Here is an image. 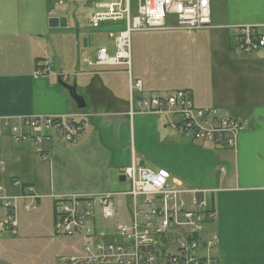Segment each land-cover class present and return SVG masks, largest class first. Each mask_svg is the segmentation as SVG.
Instances as JSON below:
<instances>
[{
    "label": "crops",
    "instance_id": "crops-1",
    "mask_svg": "<svg viewBox=\"0 0 264 264\" xmlns=\"http://www.w3.org/2000/svg\"><path fill=\"white\" fill-rule=\"evenodd\" d=\"M210 3L211 25L205 30L180 32L174 29V22L146 40L155 42V53L148 44L142 46L155 74L156 58L164 57L167 69L190 76L185 78L187 82L199 71L198 86H156L149 78L153 70H142L145 63H137L135 73L133 58L131 75L142 81L145 95L167 96L164 94L185 89L199 107L221 112V108L230 107L238 116L235 118L250 124L239 135L235 149L195 142L181 132L177 135L157 115L130 117L125 67H88L78 51L71 69L68 61L62 60L58 70V54L50 50L52 38L47 37L49 20L57 17H51L47 0H0V118L76 116L85 126L79 142L48 147L50 162L41 160L34 145H15L9 136L0 137V157L5 163L1 179L8 193L17 192L11 180L20 179L40 196L30 211H25L24 205L33 201L20 200L17 236L0 232V264H57L62 243L55 234L54 196L121 193L119 178L133 153L141 166L166 170L182 185L213 191L208 200L217 218L206 237H216V243L209 256L221 264H264V86L257 88L253 79L259 72L264 78V48L249 55L236 52L237 27H257L264 35V0ZM100 5L98 12L102 11ZM80 37L78 32V49ZM198 38L201 46H196ZM83 39L85 47L92 46L91 36ZM46 62L51 75L37 77L38 67ZM52 76L76 84L87 107L79 110ZM115 79L119 81L116 84ZM5 214L0 202V222ZM31 236H44L47 241L37 242Z\"/></svg>",
    "mask_w": 264,
    "mask_h": 264
},
{
    "label": "built area",
    "instance_id": "built-area-1",
    "mask_svg": "<svg viewBox=\"0 0 264 264\" xmlns=\"http://www.w3.org/2000/svg\"><path fill=\"white\" fill-rule=\"evenodd\" d=\"M101 12L91 19L93 28L105 23L124 22L116 35L115 52L103 47L88 67H125L129 74V116L165 115L173 119L170 127L189 135L194 141L215 148L235 149L239 135L248 130L246 119L225 116L215 108H197L188 90L167 96L145 95L141 80H133L131 36L134 32L175 30L199 31L211 24L210 0H117L100 5ZM236 52L246 55L264 48V35L257 27H237ZM51 75V67L42 63L36 76ZM66 81V78L63 77ZM85 126L76 116H26L0 118V137L9 136L15 145H34L44 162L51 161L47 152L55 143L79 142ZM5 163L0 157V202L6 214L0 222L1 233L18 234V201L33 200L26 210L35 209L40 196L31 185L12 179L9 194L2 182ZM130 182L128 192H104L91 195L54 196L55 234L59 238H83L79 255L64 258L62 264H221L209 256L216 237L207 238L208 227L216 218L208 195L203 190L172 180L166 170H153L137 163L133 153L123 171ZM121 200V201H120ZM97 221L108 222L102 233Z\"/></svg>",
    "mask_w": 264,
    "mask_h": 264
},
{
    "label": "rangeland",
    "instance_id": "rangeland-1",
    "mask_svg": "<svg viewBox=\"0 0 264 264\" xmlns=\"http://www.w3.org/2000/svg\"><path fill=\"white\" fill-rule=\"evenodd\" d=\"M112 1H117V0H47L48 11L52 12L51 17L54 16L57 18H64L67 21L66 27H59L56 29L49 27L48 29L49 36L47 37L52 38V44L51 45L49 44L50 50H52L53 52L55 51V53L58 54V56L55 59L56 61L55 66L58 70L60 67V62L62 60L68 61L67 67L68 69H71L75 58H77L78 56V51L80 55V60L84 64H86L87 61L95 60L98 50L103 47L107 48L110 54H114L116 35L124 29V22L105 23L101 25L100 28H93L90 22L93 14L99 11L98 5L103 4V3H109ZM174 22L175 21L171 19L168 20V24L173 25ZM203 30H199V31L178 30V31L195 34ZM78 32L81 35L80 49H78L77 47ZM155 32L156 31L134 32L131 36V44L133 46V52H132L133 57L132 58L134 60L135 73H136V64L138 63L139 65H142L145 63V66L142 68V70L145 73H147L148 69L150 68L151 70H153V73L149 78L153 79V84L156 86H161L163 84H169V83H173L175 85H178V84L186 85L187 83H190L189 85L192 84L193 87H194V84L197 83L196 85L198 86L199 81H198L197 74L199 71L196 72L195 75H192L191 79L188 80L189 82H187L185 78H190V76L189 75L180 76L178 75L176 70H174L173 72L170 69H167L166 68L167 63L164 57L156 58V62H157V65H156L157 73L156 74H155V66H152V65L148 66L147 61L149 60V57L144 55L143 52L145 50L142 48V46L145 44H148V41L146 40L149 39L150 35H155ZM88 36H91L92 38V46L85 47L83 37H88ZM153 39L155 40V37H153ZM159 39H160V35H158L157 37V40ZM200 40L202 39L200 38L197 39L196 46L198 43L201 46L202 42ZM157 43H159V41H157ZM153 45H155V42L154 44L152 42L148 44V47H150V49L152 48L153 50L154 49ZM197 51L200 52V49L197 48ZM153 52L155 53V50H153ZM246 55H249V54H246ZM133 60H132V67H133ZM151 61L153 62L152 57H151ZM162 69L164 71V74L161 73ZM182 74H185L183 71V68H182ZM262 76H263L262 72H259L256 74V76L253 77V79H255V84L257 88L264 86L263 84L264 78L262 79ZM52 79L54 83H57V80H58L57 76H52ZM112 81L114 84L119 82L118 79H115ZM67 84L73 85L72 81L67 82ZM121 90L124 91L123 87H121ZM183 90L185 89L170 91L169 93H165L164 95L166 94L169 95L173 92L183 91ZM263 91H264V88H263ZM156 95H159V94H156ZM195 106L197 108H202L197 105ZM221 110L225 116L238 117L235 115L233 110L230 109V107L221 108ZM234 110H237V109L234 108ZM158 116L164 120L165 125H167L168 128L172 130V132H174L177 135L179 134L178 133L179 131L174 130L170 127V123L173 122L172 118L167 117L165 115H158ZM151 168L155 170V167L151 166ZM118 185H119L120 192H126V191L131 190V184L128 181L123 182V183H120L119 181ZM22 200L28 201L30 199H22ZM19 204H20V200L18 201V212H17L18 221H19ZM28 204H33V202L25 204L24 207ZM25 211H30V210L25 209ZM95 226H96L97 231L99 233H102L105 230L109 229L110 224L108 222L97 221V224ZM7 234L12 235V236L18 235V234L13 235L11 233H7ZM31 237H32L31 238L32 240L37 241V242L47 241V239L44 238V236L39 237V238L35 236H31ZM60 242L62 243V246H61V252H60V259L58 260L57 264H62L64 258H69L72 256L79 255L83 250V244H84L83 238H60ZM60 242H58V245H60Z\"/></svg>",
    "mask_w": 264,
    "mask_h": 264
},
{
    "label": "water",
    "instance_id": "water-1",
    "mask_svg": "<svg viewBox=\"0 0 264 264\" xmlns=\"http://www.w3.org/2000/svg\"><path fill=\"white\" fill-rule=\"evenodd\" d=\"M67 26V21L64 18H51L49 20V27L50 28H59V27H66ZM89 40V38L87 39V41ZM58 84L65 88L68 92L70 97L75 101V103L77 104V107L79 110H83L87 107V104L85 102V99L80 96L77 92V85L73 84V85H69L67 84L62 77H58ZM120 182H126V178L125 176H120L119 178Z\"/></svg>",
    "mask_w": 264,
    "mask_h": 264
},
{
    "label": "bare ground",
    "instance_id": "bare-ground-1",
    "mask_svg": "<svg viewBox=\"0 0 264 264\" xmlns=\"http://www.w3.org/2000/svg\"><path fill=\"white\" fill-rule=\"evenodd\" d=\"M210 25H211V24H210ZM210 25H209V26H210ZM209 26H207V27H209ZM207 27H205V28H207ZM205 28H203V29H205Z\"/></svg>",
    "mask_w": 264,
    "mask_h": 264
}]
</instances>
